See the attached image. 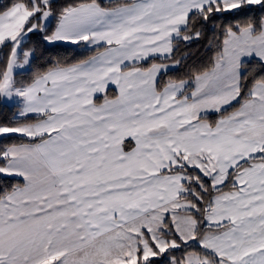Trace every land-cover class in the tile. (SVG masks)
Segmentation results:
<instances>
[{"label": "snow or ice", "instance_id": "snow-or-ice-1", "mask_svg": "<svg viewBox=\"0 0 264 264\" xmlns=\"http://www.w3.org/2000/svg\"><path fill=\"white\" fill-rule=\"evenodd\" d=\"M3 49L0 264H264V0H9Z\"/></svg>", "mask_w": 264, "mask_h": 264}, {"label": "trees", "instance_id": "trees-1", "mask_svg": "<svg viewBox=\"0 0 264 264\" xmlns=\"http://www.w3.org/2000/svg\"><path fill=\"white\" fill-rule=\"evenodd\" d=\"M0 2L8 3L9 0H0ZM74 0H56L58 7L64 6L68 3H73ZM107 3V0H104ZM212 26L209 25L205 29V35L199 40H194L190 43V46L184 44L180 45V51L176 54V59H181V64L178 71H169L166 76L162 77L161 83L171 78L185 77L186 75L194 69L202 68L206 66L211 59L215 51L216 44V33L211 31ZM26 48H35V56L32 59L29 70L15 73V79L17 81L28 82L31 80L32 76L36 71H45L51 62H54L56 59L68 58L70 61L73 58H81L82 55L91 54L88 50L84 49L82 46L77 47L70 44H59L54 47L45 46L42 42L39 41L38 37H33L31 41L27 42L25 45ZM7 49L0 51V68L4 64V55L6 54ZM155 62H161L159 60ZM171 63V61H168ZM111 95V90H109ZM231 110V109H230ZM16 113V108L14 106L5 105L0 103V121H9L11 120Z\"/></svg>", "mask_w": 264, "mask_h": 264}, {"label": "rangeland", "instance_id": "rangeland-1", "mask_svg": "<svg viewBox=\"0 0 264 264\" xmlns=\"http://www.w3.org/2000/svg\"><path fill=\"white\" fill-rule=\"evenodd\" d=\"M17 72H22V71H21V70H17L16 73H17Z\"/></svg>", "mask_w": 264, "mask_h": 264}, {"label": "crops", "instance_id": "crops-1", "mask_svg": "<svg viewBox=\"0 0 264 264\" xmlns=\"http://www.w3.org/2000/svg\"><path fill=\"white\" fill-rule=\"evenodd\" d=\"M157 63H159V62H157ZM168 63H169V62H168ZM110 90H111V93H112L113 90H112V89H110Z\"/></svg>", "mask_w": 264, "mask_h": 264}]
</instances>
